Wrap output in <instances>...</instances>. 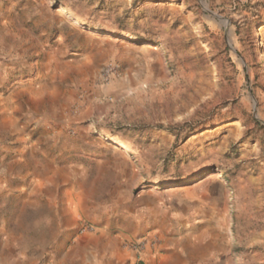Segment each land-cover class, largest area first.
Masks as SVG:
<instances>
[{
    "label": "rangeland",
    "instance_id": "374dc122",
    "mask_svg": "<svg viewBox=\"0 0 264 264\" xmlns=\"http://www.w3.org/2000/svg\"><path fill=\"white\" fill-rule=\"evenodd\" d=\"M172 233L264 264V0H0V264Z\"/></svg>",
    "mask_w": 264,
    "mask_h": 264
},
{
    "label": "crops",
    "instance_id": "0c3cea01",
    "mask_svg": "<svg viewBox=\"0 0 264 264\" xmlns=\"http://www.w3.org/2000/svg\"><path fill=\"white\" fill-rule=\"evenodd\" d=\"M161 237V236H160ZM164 238V243H170L164 252L160 253V260L158 264H184L188 260V246H185L182 241L181 234H169L167 236H162ZM85 249V247L74 246L72 247V252L76 250ZM70 251L68 250L67 253ZM125 253L122 252L118 257H114L115 264H130L126 259Z\"/></svg>",
    "mask_w": 264,
    "mask_h": 264
}]
</instances>
